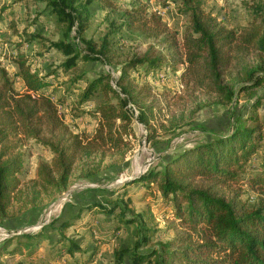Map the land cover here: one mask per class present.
I'll return each instance as SVG.
<instances>
[{
    "label": "trees",
    "instance_id": "1",
    "mask_svg": "<svg viewBox=\"0 0 264 264\" xmlns=\"http://www.w3.org/2000/svg\"><path fill=\"white\" fill-rule=\"evenodd\" d=\"M43 1L61 24L64 36L50 46L61 51L65 60L42 71L27 54L18 52L10 59L13 74L0 61V222L13 216L14 195L26 172L25 141L33 140L51 153L50 160L38 161L33 181L34 186L52 189L54 195L67 190L79 160L97 154L117 155L131 145L127 136L134 137V118L129 103L139 109L138 120L148 128L149 138L157 136L152 123L158 120L157 109H162V99L170 105L176 96L140 85L134 73L141 68L182 70L181 78L191 94H217L231 102L237 90L229 77L238 63L247 65L255 54L259 60L243 70L239 91L264 85V0H251L252 19L239 32L207 11L206 0H165L173 1L187 16L181 36L161 15L150 11L144 0H133L120 22L112 20L113 29L105 36L85 40L88 52L69 40L70 34L75 26L79 33L89 27L92 3L112 8L114 0ZM123 29L154 41L144 51L120 61L110 34ZM37 36L32 34L29 41ZM101 58L119 63L120 74L114 78L111 72H104L90 77L82 64ZM17 80L23 83L22 90L16 87ZM60 88L63 92L58 94ZM260 106L257 100L247 120L239 118L230 133L188 146L135 180L143 182L146 193L156 201L170 206L171 239L152 244L158 222L154 223L150 205L128 215V207L92 202L40 231L5 240L0 244V264H7L1 261L15 255L33 259L46 242L50 246L45 259L52 264H92L100 252L98 242L110 239L92 233L93 244L87 247L70 234V228L80 223L95 229L94 220L78 222L84 211L93 216L106 213L103 222L112 225L114 235L123 224L136 225L138 238L133 246L114 249L117 264L126 258L130 261L125 264H264V156L258 165L250 163L264 142V120L257 112ZM68 115L74 120L91 116L95 125L91 130L77 128L66 120ZM98 170L97 166L89 176ZM38 193L30 199L33 205Z\"/></svg>",
    "mask_w": 264,
    "mask_h": 264
},
{
    "label": "rangeland",
    "instance_id": "2",
    "mask_svg": "<svg viewBox=\"0 0 264 264\" xmlns=\"http://www.w3.org/2000/svg\"><path fill=\"white\" fill-rule=\"evenodd\" d=\"M133 0H114L115 7H105L97 2L92 3V16L89 27L83 33H79L75 26L70 34V39L79 49L88 52L85 40H98L105 36L110 29L112 20L120 19L123 10L130 8ZM150 11L162 16L163 20L172 30H176L181 36L187 24V16L182 14L173 1L144 0ZM205 8L211 12L218 21L229 29L238 32L252 19L253 5L251 0H206ZM32 34L37 38L30 42ZM43 38V41H40ZM64 38L61 24L51 12L43 0H0V61L11 74L14 66L10 59L18 52L27 54L34 67L51 70L65 60L64 54L50 45L54 41ZM112 48L120 61H124L136 52L144 51L152 39L131 32L126 29L110 34ZM156 41V40H155ZM252 55L250 62L245 65L238 63L239 67L232 71L230 82L235 84L237 95L231 102H225L217 94H209L195 91L191 94L181 78L182 70L175 71L170 66H164L158 70L146 71L141 68L134 73L140 85L151 86L158 94L171 92L175 99L168 102L162 99V109H157L158 120L152 123L156 127L157 136L149 138L148 128L138 120L132 111L133 136H127L131 145L120 154L102 157L97 154L89 158L79 160L75 166L71 183L67 190L61 194L48 191L42 186H34L35 170L39 160H50L51 153L44 150L33 140L24 142L22 149L25 152L26 172L20 176L22 184L14 195L11 208V218L0 222V244L15 234L33 233L43 229L57 219H64L75 213L81 205L92 202H100L112 205L119 204L128 207L137 214L143 212L147 206H151L154 216L155 230L152 233V244H159L174 236L170 228L172 221L171 208L161 201H156L151 194L146 193L143 182L135 181L150 168L163 164L165 158L183 150L193 144L211 139L214 135L230 133L233 125L240 118L246 121L252 113V105L260 100L261 106L258 115L264 120V85L249 90L239 91L240 81L243 78L244 69L250 64L257 63L259 58ZM90 77L99 73L111 72L113 77L120 74L121 65L110 62L105 58L88 61L82 64ZM239 69L241 72L239 73ZM16 87L24 88L23 83L17 80ZM63 92L60 88L58 94ZM190 93V94H189ZM133 104V103H132ZM135 105V104H134ZM137 108V106L135 105ZM138 109V108H137ZM66 110V107H63ZM139 111V109H138ZM157 112V111H156ZM256 114V113H255ZM67 121L77 128L93 129L95 120L91 116L72 119L70 115ZM74 127V126H72ZM78 130V129H76ZM264 156V142L261 148L251 158L252 165L260 164ZM99 167L97 173L90 175V171ZM127 173L132 177L127 182L121 181V175ZM39 190L36 204L30 202ZM50 195V196H48ZM113 200V201H112ZM106 213L95 216L83 212V219L78 222L94 220L95 229L83 227L77 224L70 228V234L81 244L89 247L93 244L91 234L102 233L109 237L108 242L100 241V252L92 264H117L114 260V249L131 247L138 238L135 224H123L116 235L112 232V225L103 222ZM153 226L154 224L151 223ZM49 242L40 247V253L30 259V256L15 255L12 258H4L1 262L7 264H52L45 258ZM79 256V254L77 255ZM70 258L69 260H71ZM130 260L125 259L124 263ZM60 261L59 263H61ZM71 262V261H70ZM69 264V263H68ZM153 264V263H146Z\"/></svg>",
    "mask_w": 264,
    "mask_h": 264
},
{
    "label": "built area",
    "instance_id": "3",
    "mask_svg": "<svg viewBox=\"0 0 264 264\" xmlns=\"http://www.w3.org/2000/svg\"><path fill=\"white\" fill-rule=\"evenodd\" d=\"M128 107L130 108V110H131L136 116L138 115L139 111H138V109L135 107L134 104L129 103ZM139 177H140V176H139ZM131 179H132V177H131L130 175H128L127 173H123V174L121 175V181H122V182H127V181H129V180H131Z\"/></svg>",
    "mask_w": 264,
    "mask_h": 264
}]
</instances>
